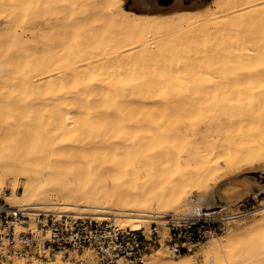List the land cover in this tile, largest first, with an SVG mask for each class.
Returning a JSON list of instances; mask_svg holds the SVG:
<instances>
[{"label": "bare ground", "instance_id": "bare-ground-1", "mask_svg": "<svg viewBox=\"0 0 264 264\" xmlns=\"http://www.w3.org/2000/svg\"><path fill=\"white\" fill-rule=\"evenodd\" d=\"M32 1L0 0V186L24 178L12 203L138 227L188 190L200 194L196 211L264 190L247 174L227 178L246 181L230 198L225 181L206 185L219 163L264 160V0ZM32 7L37 18L22 20ZM241 236L209 242L210 264H264V250L236 253ZM162 250L170 264L188 261Z\"/></svg>", "mask_w": 264, "mask_h": 264}, {"label": "built area", "instance_id": "built-area-1", "mask_svg": "<svg viewBox=\"0 0 264 264\" xmlns=\"http://www.w3.org/2000/svg\"><path fill=\"white\" fill-rule=\"evenodd\" d=\"M8 195L0 186V264H154L153 251H190L257 208L255 199L240 200L230 213L194 207L150 214L134 227L110 213L57 211L12 203Z\"/></svg>", "mask_w": 264, "mask_h": 264}, {"label": "rangeland", "instance_id": "rangeland-1", "mask_svg": "<svg viewBox=\"0 0 264 264\" xmlns=\"http://www.w3.org/2000/svg\"><path fill=\"white\" fill-rule=\"evenodd\" d=\"M191 1L192 0H185V4H187ZM214 1L215 0H208L206 2V4L212 6V5H214ZM32 2H34V0ZM126 2H127V0H124L123 7H126L125 6ZM159 2L162 4L168 5L170 3V0H159ZM34 4H35V2L33 3V5ZM33 5H31V6H33ZM32 8H30V10H29V13L30 14L32 13V15H29V14L25 15L24 18L21 17L22 20H27L28 18H30L32 16H34L33 18L35 19V17L37 16V11H36L37 9L35 10V8H33V9ZM195 8H198V7H195ZM34 10L36 11V13ZM168 10H178V9H168ZM167 12H172V11H167ZM0 16H1V13H0ZM26 16H28V17L26 18ZM61 28H63V26ZM46 38H49V37H46ZM34 39L35 38L30 39V42H32V43L37 42L36 43V45H37L39 41H36L37 38L35 40ZM62 41L63 40H61V42ZM36 45L33 47H35L37 52L35 50L34 51L38 54L39 51L42 52V49L40 48V50H39V47H40L39 44H38V46H36ZM24 48H28L27 50H30L31 52L34 49V48H32V45H27V47L25 46ZM41 52H39V54H41ZM217 168L218 169L215 171V174L211 175V177L208 179L206 185H207V187H212L221 181H225V183H223V185H221V187H219V189H221L220 190L221 194H223V196L226 198L232 197L235 192H237L238 190H240L241 188L244 187L245 182H246L244 179H239L237 177L227 179V178H229V176H235L237 174H239V175L250 174V175H252V177L255 176L254 177L255 179L264 183V160L259 161V162L255 161L251 165L240 164V165L236 166L235 169L233 168L232 170H229V171L228 170L226 171V169L223 167L222 163H219ZM261 172H263V173H261ZM13 182H14L13 179L7 178L4 180L3 184H1V187H3V189L9 195L12 194L13 192L19 193L22 191L23 184H24V178H20V180L18 181L19 185L18 184H17L18 186L16 185V189H14V187H12ZM184 197L185 198L182 199V201L179 205H177V206L173 205L174 207L170 206V207H172V209L171 208H164L161 210H157L156 208H153V211H151L152 213L148 212L147 216H149V214H157V212L158 213H167L170 211H186L188 209L194 208L195 206L199 205L200 194L198 193L197 190H193V189L188 190ZM12 199L13 198L10 199L8 197V200L10 202H18L15 199H13V201H12ZM250 199H255V201L257 203V208L255 209V212L248 214L243 218H239V219L234 220L225 229V231L223 233H221L220 235H217V236H214V237H211V238L204 240L199 245L193 247L190 251L180 252V253H185L186 256L189 254L187 256L188 258H186V260L188 259L186 264H210V262L212 260V256L206 255V253H207L206 245L208 244L210 246L209 242H212L213 240H217L218 238L225 237V235L230 231L231 232H242V236L240 237L239 242L237 243V247H236L238 249L236 251L237 254H240L241 256L245 255V256H252V257H257L261 254V251L264 250V224L261 225V227H257L255 229H251V228H252V226L257 224L259 221L264 220V214L261 213V211H260V209L262 207H264V190L261 193L256 194L251 189L248 192H246L244 196L239 197V199L233 205H230V206H226V207L215 206V207H212L211 209H205V208L201 207L200 209L203 211H212V210H217V209L221 208L222 212L230 213V212L237 210V208L239 207L238 202L240 200H242L243 202H246ZM19 203H23V202L19 201ZM29 205H33V204H29ZM34 205L38 206V207H40V206L42 207V205H43V208H47L46 206H48V205L45 206L44 204H37V203H35ZM56 205H58V204H56ZM58 206L60 207L61 204ZM49 207H53V206L51 205ZM52 209H54V208H52ZM74 210L77 211L78 209L74 208ZM111 214L115 215V217L117 215V214H113V213H111ZM123 218H125V217L124 216L123 217L117 216L116 221L124 224L125 219H123ZM144 222H146V221H143V223ZM209 246H208V248H209ZM162 249H163V247L153 251L150 254V260L154 264H170V258L164 255V252ZM262 260L263 259H261V260L256 259L252 263L243 262V264H259V263H261ZM262 263H263V261H262ZM231 264H237V263L232 262Z\"/></svg>", "mask_w": 264, "mask_h": 264}, {"label": "water", "instance_id": "water-1", "mask_svg": "<svg viewBox=\"0 0 264 264\" xmlns=\"http://www.w3.org/2000/svg\"><path fill=\"white\" fill-rule=\"evenodd\" d=\"M143 1H145V0H127V4H130L131 6H133V5H135L136 3L137 4H139V5H141V3H143ZM150 2H152L153 3V7L155 8V7H162V8H168V7H171L172 5H174V3H176L178 0H170V3L167 5V4H162V3H160L159 2V0H149ZM192 1H201L202 3H205L207 0H192ZM181 2L183 3L182 4V7H183V5L185 6L186 4H185V0H181ZM154 8H148V7H143V9H141V10H149V11H151V10H155ZM261 173H263V172H261ZM248 175H250V174H248ZM250 176H252V175H250ZM255 177V176H254Z\"/></svg>", "mask_w": 264, "mask_h": 264}]
</instances>
